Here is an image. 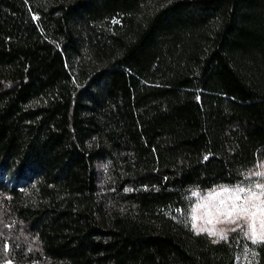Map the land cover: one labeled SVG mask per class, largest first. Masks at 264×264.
Returning <instances> with one entry per match:
<instances>
[{
    "label": "trees",
    "instance_id": "1",
    "mask_svg": "<svg viewBox=\"0 0 264 264\" xmlns=\"http://www.w3.org/2000/svg\"><path fill=\"white\" fill-rule=\"evenodd\" d=\"M263 156L264 0H0L7 256L235 264L246 246L264 264V243L163 212Z\"/></svg>",
    "mask_w": 264,
    "mask_h": 264
},
{
    "label": "snow or ice",
    "instance_id": "2",
    "mask_svg": "<svg viewBox=\"0 0 264 264\" xmlns=\"http://www.w3.org/2000/svg\"><path fill=\"white\" fill-rule=\"evenodd\" d=\"M113 23H118V21L114 19ZM252 176L259 179L253 181ZM245 180L247 183L241 181L232 186H219L217 191L192 208L191 223L195 234L207 232L209 236H218L220 240L227 239L225 229L198 228L197 220L204 219L207 224L234 225L231 230L239 229L253 244L264 243V172L250 171ZM253 255L256 253L253 252Z\"/></svg>",
    "mask_w": 264,
    "mask_h": 264
},
{
    "label": "rangeland",
    "instance_id": "3",
    "mask_svg": "<svg viewBox=\"0 0 264 264\" xmlns=\"http://www.w3.org/2000/svg\"><path fill=\"white\" fill-rule=\"evenodd\" d=\"M71 1V0H67ZM119 20V16H114L112 18H109L105 20L104 22L100 23L99 27L96 28V33L100 34L101 31L103 32H108L115 23H113V20ZM81 54L86 58V61L88 60V55L85 47L81 48ZM91 67H93V64H90ZM109 165L101 164L97 165V170L100 176L101 181H110V170H109ZM264 172V156L258 160L256 165L252 168L251 172ZM251 179L254 181L256 179H259L258 177L252 176ZM245 183L247 181L245 180ZM232 186V185H231ZM219 187L211 188V189H206V190H195L190 193V201L187 205L186 208H174L170 207L168 209H163V212L174 219L178 223L182 224H188L191 229L192 228V223H191V213H192V208L204 201V198L211 195L214 191H217ZM198 215H202L201 213H198ZM6 218L0 215V264H54L50 263L49 261H45L41 263L40 261H33V260H28L27 258L18 260L14 257H9L6 255V252L9 250V238L6 230V226L4 225V222H6ZM197 227H208V228H215V229H225L226 230V235L227 237L231 234H238L241 239L249 240L250 239L246 238L242 232L237 229L236 231H232L231 229L234 227V225L231 224H226V223H213V224H207L204 219H198L197 220ZM194 231V230H193ZM206 235L209 236L207 232H202ZM212 240H217L221 241L218 236H209ZM254 260V255L252 250H250L248 247H244L241 252L238 253L236 257L235 264H253Z\"/></svg>",
    "mask_w": 264,
    "mask_h": 264
}]
</instances>
